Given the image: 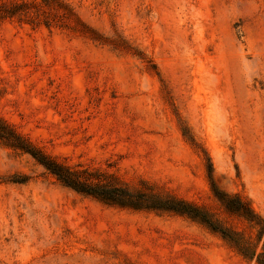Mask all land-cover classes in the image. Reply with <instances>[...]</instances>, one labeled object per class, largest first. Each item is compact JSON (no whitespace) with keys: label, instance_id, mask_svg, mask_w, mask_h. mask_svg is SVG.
Listing matches in <instances>:
<instances>
[{"label":"rangeland","instance_id":"rangeland-1","mask_svg":"<svg viewBox=\"0 0 264 264\" xmlns=\"http://www.w3.org/2000/svg\"><path fill=\"white\" fill-rule=\"evenodd\" d=\"M63 1L81 24L0 18V116L61 161L207 208L249 257L185 215L79 193L0 143V264H259L264 232L212 182L264 220V0Z\"/></svg>","mask_w":264,"mask_h":264},{"label":"trees","instance_id":"trees-1","mask_svg":"<svg viewBox=\"0 0 264 264\" xmlns=\"http://www.w3.org/2000/svg\"><path fill=\"white\" fill-rule=\"evenodd\" d=\"M5 16H28V22L34 25L44 23L48 27L59 25L73 28L75 27L73 22L81 24L71 7L63 0L0 1V18ZM0 143L8 148L30 154L63 185L79 193L91 196L104 204L120 208L185 215L206 225L211 230L219 232L244 256L249 257V247L245 244L244 239L237 236L235 231L224 226L207 208L173 192L158 190L146 181L132 188L120 181L118 177L105 171L61 161L25 137L1 116ZM212 167L210 162L209 169ZM9 181L24 182L26 180L19 176H12ZM212 190L227 211L250 222L258 228L259 233L264 232V220L241 195L223 192L216 188L213 182ZM261 239L260 237L259 242ZM256 254L255 250L252 257ZM257 256L259 264H264V246L263 251L259 252Z\"/></svg>","mask_w":264,"mask_h":264}]
</instances>
